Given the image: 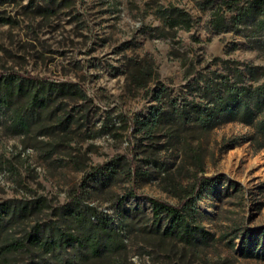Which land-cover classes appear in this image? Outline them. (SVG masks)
Masks as SVG:
<instances>
[{
    "label": "rangeland",
    "instance_id": "374dc122",
    "mask_svg": "<svg viewBox=\"0 0 264 264\" xmlns=\"http://www.w3.org/2000/svg\"><path fill=\"white\" fill-rule=\"evenodd\" d=\"M202 1L0 0V246L38 229L81 234L87 225L70 213L88 207L95 224L105 219L123 240L101 258L71 244L53 253L33 246L0 255V264H264V148L252 129L190 124L170 142L168 126L148 139L135 123L162 85L181 104L198 100L195 82L221 72L217 60L264 66V35L214 33ZM171 6L192 16L190 31L163 26L157 11ZM142 58H153L158 78L137 89L127 74ZM30 77V90L50 95L48 109L17 92ZM60 83L86 99L58 94L51 84ZM203 178L213 186L194 206L211 235L189 247L163 235L167 221L153 223L145 196L179 204Z\"/></svg>",
    "mask_w": 264,
    "mask_h": 264
},
{
    "label": "trees",
    "instance_id": "16d2710c",
    "mask_svg": "<svg viewBox=\"0 0 264 264\" xmlns=\"http://www.w3.org/2000/svg\"><path fill=\"white\" fill-rule=\"evenodd\" d=\"M198 5L202 11H209V23L214 33L236 31L253 38L264 35V0H204ZM157 14L166 28L190 31L193 27L192 16L179 7L171 6L158 10ZM217 61L224 63L221 72L215 71L214 76H202L195 82L198 100H185L181 104L170 98L167 87L162 85L160 89L155 90L153 99L157 104L153 106L148 116L135 120L140 132L148 139H152L158 131L168 126L171 130L170 142L177 140L179 142L180 132L190 124L196 125L202 131H209L225 123H238L251 128L252 141L257 143L259 149L264 148V66L234 60ZM157 78L153 58L135 60L127 74L128 81L137 89L146 88L149 81ZM26 81L28 82L24 84L26 87L19 84L17 92L26 94L34 106L48 109L51 104L50 95L45 96L38 89L30 90V87L35 86L36 79L30 77ZM15 82L16 80L11 77V90H14L12 84ZM51 87H55L54 90L58 94L86 99L85 94L77 90L74 84H51ZM5 101L4 99L3 102ZM29 124L28 118L21 117L18 127L25 130ZM114 168H109L108 173H114L116 171ZM123 174L132 177L135 170L128 168L123 170ZM212 186V178H203L200 182L190 184L183 189L179 204L145 196L152 209L153 223L160 228L162 223L167 221L163 235L189 247L198 246L199 238L206 241L211 234L197 224L198 211L194 205ZM132 195L138 194L133 190ZM95 211L94 207H88L84 211L77 209L70 213L76 222L87 225L81 234H61L54 238L41 235L38 229L28 235L27 243L17 241L0 246V255L33 246L43 248L46 253H53L71 244L85 248L86 256L96 258L107 256L118 246H123L122 236L105 219H102L100 224H95L91 219Z\"/></svg>",
    "mask_w": 264,
    "mask_h": 264
}]
</instances>
